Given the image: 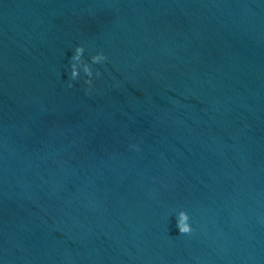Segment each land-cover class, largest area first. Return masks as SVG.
<instances>
[{"label":"clouds","instance_id":"clouds-1","mask_svg":"<svg viewBox=\"0 0 264 264\" xmlns=\"http://www.w3.org/2000/svg\"><path fill=\"white\" fill-rule=\"evenodd\" d=\"M85 46L77 45L69 58V72L66 81L67 87H73V82L83 79V84L86 86L84 91L90 94L93 90L94 79L100 77L99 70L94 72L93 65H103L107 62L108 57L103 52H97L90 56V59L84 58ZM83 74V76H82ZM135 147V146H133ZM176 227L181 235H190L193 231L190 224V217L187 212L181 210L176 214Z\"/></svg>","mask_w":264,"mask_h":264}]
</instances>
